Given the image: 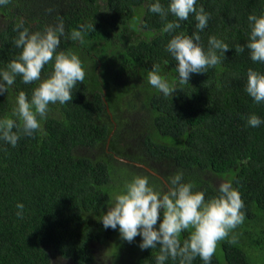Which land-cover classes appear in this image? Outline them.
<instances>
[{
    "label": "trees",
    "instance_id": "obj_1",
    "mask_svg": "<svg viewBox=\"0 0 264 264\" xmlns=\"http://www.w3.org/2000/svg\"><path fill=\"white\" fill-rule=\"evenodd\" d=\"M157 0H10L0 5V71L22 51L14 45L23 21L30 33L44 32L60 19L67 36L57 52L78 56L85 69L73 99L50 104L41 128L21 135L13 147L0 139V264H156L159 246L141 250V236L131 243L119 229H105L100 217L135 176H145L157 192L168 191L170 179L203 192L208 201L231 182L244 202V221L220 241L210 264H253L249 251L264 264V103L246 93L247 72L264 73L246 45L250 14L264 15V0H197L210 14L200 44L207 52L210 36L229 44L221 63L207 73H193L178 84L177 63L166 46L173 35L197 32L194 15L164 33L166 21L152 13ZM167 8L170 0H159ZM167 20L177 18L169 13ZM94 25L83 43L70 33ZM244 46L237 54L235 45ZM219 55V52H218ZM159 65L173 96L165 97L148 83ZM53 71L46 64L41 80ZM39 81L24 84L21 76L0 95V119L12 117L16 97L31 100ZM262 120L251 127V115ZM13 131H16L14 128ZM18 203L24 205L18 217ZM163 219L161 210L160 221ZM156 227H159V222ZM189 232L181 234V244ZM235 237V243H229ZM165 264H179L169 257ZM192 264H204L196 257Z\"/></svg>",
    "mask_w": 264,
    "mask_h": 264
},
{
    "label": "clouds",
    "instance_id": "obj_2",
    "mask_svg": "<svg viewBox=\"0 0 264 264\" xmlns=\"http://www.w3.org/2000/svg\"><path fill=\"white\" fill-rule=\"evenodd\" d=\"M10 0H0V5H7ZM197 0H170L165 8L159 0L150 5L152 13L159 14L166 21L162 32L173 33L180 28L177 21L187 20L195 16L197 32L191 36L183 33L173 35L166 50L178 62V84L184 85L190 81L193 73H207L209 68L221 63L222 56L228 52L229 44L216 36H210L207 52L199 43V31L205 29L210 19L201 6L196 7ZM172 14L176 21H169ZM251 28L247 42L250 58L253 62L264 63V15L250 14L248 17ZM18 36L14 45L22 51L17 59H13L7 70L0 71V95L8 92L15 82L16 76H21L24 84L39 81L34 89L31 100L24 91L16 97L12 117H17L20 123L11 117L0 119V139L13 147L17 145L21 135L32 136L41 128V120L46 119L50 104H65L72 101V90L85 79V69L77 55L71 52L56 50L61 43V37L67 36L62 19L54 26H49L42 32L30 33L23 27V21L14 29ZM95 31L94 25L82 24L70 33L73 41L83 43L84 34ZM244 51V46L235 45L237 54ZM219 52V55H218ZM53 63L52 74L41 80V73L46 64ZM148 83L165 97L173 96L180 90L177 81L171 83L159 71V65H153L148 73ZM246 93L255 103H264V73L251 68L247 72ZM247 123L258 127L262 120L257 115H251ZM16 131H13V129ZM182 173H177L169 181L168 191L157 192L149 184L145 176H135L124 186V191L114 195L113 203L99 220L105 229H119L122 240L131 243L137 236L142 237L139 245L141 250L155 249L159 246L156 264H165L171 257L179 258V264H192L198 256L204 264H210L217 245L226 240L229 234L244 221V202L238 190L231 182L220 184L219 195L206 201L200 191H193L191 183L182 182ZM17 216H23L24 205H16ZM161 210L163 219L160 221ZM159 222V227H156ZM190 234L181 244V234ZM235 237L229 243H235Z\"/></svg>",
    "mask_w": 264,
    "mask_h": 264
},
{
    "label": "rangeland",
    "instance_id": "obj_3",
    "mask_svg": "<svg viewBox=\"0 0 264 264\" xmlns=\"http://www.w3.org/2000/svg\"><path fill=\"white\" fill-rule=\"evenodd\" d=\"M217 250V249H216ZM113 252V247L111 245L108 246L107 252H103V250L100 252V256L106 261V264H111V258L110 254ZM259 253L253 252V250L249 251V257L253 264H260L257 255Z\"/></svg>",
    "mask_w": 264,
    "mask_h": 264
}]
</instances>
